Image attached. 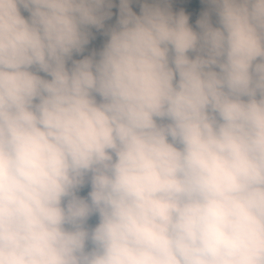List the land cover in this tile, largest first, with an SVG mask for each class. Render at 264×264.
<instances>
[{"label":"clouds","instance_id":"9594fccd","mask_svg":"<svg viewBox=\"0 0 264 264\" xmlns=\"http://www.w3.org/2000/svg\"><path fill=\"white\" fill-rule=\"evenodd\" d=\"M202 2L0 0V264H264V0Z\"/></svg>","mask_w":264,"mask_h":264},{"label":"trees","instance_id":"16d2710c","mask_svg":"<svg viewBox=\"0 0 264 264\" xmlns=\"http://www.w3.org/2000/svg\"><path fill=\"white\" fill-rule=\"evenodd\" d=\"M133 9H139V4L134 3L132 5ZM205 5L203 4L202 0H190L188 2V13H190V15H194L192 18H194V22L199 18L200 13L203 11ZM191 17V16H190ZM117 18L112 17V19L110 21H108L107 23L109 24H114ZM94 31V35H95V39H93L90 44L87 46L85 53H83V55H88L90 54V52L95 49V50H99L104 42V36L102 34V32H96ZM76 58H81L80 56H77Z\"/></svg>","mask_w":264,"mask_h":264},{"label":"rangeland","instance_id":"374dc122","mask_svg":"<svg viewBox=\"0 0 264 264\" xmlns=\"http://www.w3.org/2000/svg\"><path fill=\"white\" fill-rule=\"evenodd\" d=\"M190 0H170L173 10H180V8H183L185 10V12L189 15L188 13V2ZM116 5L114 6L112 11L114 14V17L117 18L118 17V0H116ZM134 11H137V13H139V9H133ZM25 15H27V13H24ZM190 17V15H189ZM190 23L195 27V22H194V18L190 17ZM106 39V37H104V40Z\"/></svg>","mask_w":264,"mask_h":264}]
</instances>
